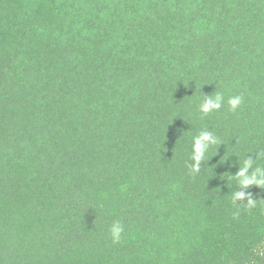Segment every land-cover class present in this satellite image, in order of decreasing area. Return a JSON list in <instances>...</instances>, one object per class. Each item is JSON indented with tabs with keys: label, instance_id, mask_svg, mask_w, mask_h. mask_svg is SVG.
I'll use <instances>...</instances> for the list:
<instances>
[{
	"label": "trees",
	"instance_id": "1",
	"mask_svg": "<svg viewBox=\"0 0 264 264\" xmlns=\"http://www.w3.org/2000/svg\"><path fill=\"white\" fill-rule=\"evenodd\" d=\"M0 264H264V0H0Z\"/></svg>",
	"mask_w": 264,
	"mask_h": 264
}]
</instances>
